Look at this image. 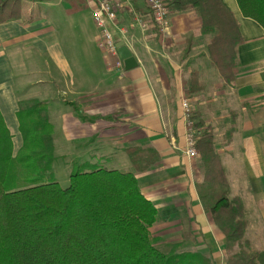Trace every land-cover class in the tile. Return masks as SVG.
Masks as SVG:
<instances>
[{
    "label": "crops",
    "instance_id": "crops-1",
    "mask_svg": "<svg viewBox=\"0 0 264 264\" xmlns=\"http://www.w3.org/2000/svg\"><path fill=\"white\" fill-rule=\"evenodd\" d=\"M72 1L37 3V20L31 23L26 22L29 12L0 23V112L13 136L14 153L24 144L20 104L37 101L47 111L56 149L61 143L77 145L86 150L74 155L85 157L76 159L78 164L92 169L99 159L109 170L136 175L160 216L150 232L157 227L167 243L179 244L185 235L178 236V229L196 228L202 242L214 230V220L198 194L204 183L200 152L195 159L186 155L182 103L187 100L194 109L197 143L200 132L210 129L232 195L244 203L246 194L253 199L249 213L255 219L248 229L253 221L264 228V29L243 16L236 0H223L243 38L237 50L239 73L228 87L230 94H223L205 86L195 47L186 54L187 40L195 44L202 34V20L194 12L173 14L168 35L161 36L137 23L136 17L148 10L145 0H133L114 28L117 44L124 42L132 58L123 60L122 69H111L112 60L99 47L94 0H78L85 8L71 12ZM135 147L153 148L159 161L137 172L125 152ZM252 239L246 237L250 244Z\"/></svg>",
    "mask_w": 264,
    "mask_h": 264
},
{
    "label": "trees",
    "instance_id": "trees-1",
    "mask_svg": "<svg viewBox=\"0 0 264 264\" xmlns=\"http://www.w3.org/2000/svg\"><path fill=\"white\" fill-rule=\"evenodd\" d=\"M47 0H0V23L36 19L37 3ZM245 18L264 29V0H236ZM83 2V1H82ZM84 3V2H83ZM172 14L194 12L201 32L211 35L208 51L216 68L234 81L237 50L243 38L235 15L223 0H165ZM87 6V4H86ZM72 1L73 11L84 9ZM192 39L187 41L186 54ZM24 144L14 153L13 136L0 112V264H213L202 254L164 253L150 229L160 216L142 193L136 175L94 166L70 175L67 188L53 176V133L44 106L21 103L18 112ZM198 127V126H197ZM203 160L201 203L226 237L227 264H264V252L247 250L242 240L247 221L238 199H230L225 169L215 153L210 129L200 132ZM137 172L159 161L153 148L125 150Z\"/></svg>",
    "mask_w": 264,
    "mask_h": 264
},
{
    "label": "rangeland",
    "instance_id": "rangeland-1",
    "mask_svg": "<svg viewBox=\"0 0 264 264\" xmlns=\"http://www.w3.org/2000/svg\"><path fill=\"white\" fill-rule=\"evenodd\" d=\"M93 13V11H92ZM171 12V16H172ZM189 40V39H188ZM187 40V41H188ZM212 41V36L211 35H202L200 36V40H198L195 44L192 41V45L190 46V49L192 50L193 47H195V54L198 55L200 58V66L203 68L204 73H201V76H203L205 82L207 85L206 87H209L210 91H215L218 87L219 90L223 91V94H230L229 91V86L231 85L230 83H233V81H228L227 75L225 73L221 72L216 68L214 63L212 62L210 58V53L208 51L209 44ZM191 52V51H190ZM205 88L204 85H202ZM223 89V90H222ZM22 94L21 90L18 89V95ZM37 101H34V103ZM51 125V124H50ZM51 130L52 133L54 132L53 127L51 125ZM54 135V134H53ZM54 137L53 136V145H54V153L57 152V157H58V164L53 165V176L55 179L58 181V183L61 185L62 188H67L69 186L70 182V175L73 173V171L79 173V172H84L88 170L89 168L86 166H83L85 163H79V161H76V159L80 160V158L84 159L85 157H79L76 158L74 155H78V153H82L84 155L85 149H79L77 145L69 148V144H64L61 143L63 146L60 147V149H56V146H58V143L54 142ZM77 147V148H76ZM91 152H94V150H89ZM17 155V154H15ZM80 155V154H79ZM55 160L56 156L54 154ZM87 157V156H86ZM99 159L94 160L96 162V165L98 167H106V165H101L99 162ZM93 162V161H92ZM88 164V163H87ZM107 169V167H106ZM124 172V171H123ZM204 175V171H203ZM225 177L227 180V187L229 188L230 194L229 197L230 199H238L240 201V204L242 206V212L244 214V218L247 221V229L245 233V237L242 240L245 244V248L249 251L251 250H257L260 252H264V228L263 226L258 223H255V221L251 222V229H248V222L255 219V215L252 212L249 213V210L254 209L255 204L253 202V199L251 198L250 195L246 194L245 198V203L238 197L232 195V190L229 185L228 177L225 172ZM236 192V189H235ZM199 189H198V194H199ZM247 193V192H246ZM232 196V197H231ZM243 202V203H242ZM213 220V219H212ZM257 225V227H256ZM186 228L185 230H179L178 232H181L180 235L178 236H183L185 235V240L182 241L179 244H172V243H167V237L165 238V235L163 231L161 232L158 230L157 227L152 229L151 232V238L153 244L156 246V248L160 249L164 253H169L172 251H188V252H195L202 254L208 258H210L213 262V264H227L228 259L230 258V253L227 252L226 250V237L225 235L220 231L218 225L214 222V230L209 231V233H205V236L203 235L204 240L200 242V230L196 228ZM175 231V230H174ZM208 232V231H207ZM221 234H220V233ZM255 233V236L254 234ZM174 234H177L176 232ZM218 234L219 237L214 238ZM220 234V235H219ZM252 234H253V239H252ZM201 235V236H202ZM208 235H213L210 237H207ZM167 236V235H166ZM197 239H196V238ZM246 237L251 240L253 244L249 243L248 240H246ZM161 240V241H160Z\"/></svg>",
    "mask_w": 264,
    "mask_h": 264
},
{
    "label": "built area",
    "instance_id": "built-area-1",
    "mask_svg": "<svg viewBox=\"0 0 264 264\" xmlns=\"http://www.w3.org/2000/svg\"><path fill=\"white\" fill-rule=\"evenodd\" d=\"M133 0H94L95 8L92 13L93 21L99 30V47L112 62L109 68L122 69L123 60L118 53L117 42L114 37V28L119 13L132 9ZM147 15L137 16V23L144 29L152 27L158 30L161 36L168 35L171 21V11L165 0H145ZM183 118L187 125V150L190 159L198 157L196 149V131L193 120L194 109L187 100L182 103Z\"/></svg>",
    "mask_w": 264,
    "mask_h": 264
},
{
    "label": "water",
    "instance_id": "water-1",
    "mask_svg": "<svg viewBox=\"0 0 264 264\" xmlns=\"http://www.w3.org/2000/svg\"><path fill=\"white\" fill-rule=\"evenodd\" d=\"M118 53L122 60H129L132 58V52L128 49V47L124 44V42H120L117 44Z\"/></svg>",
    "mask_w": 264,
    "mask_h": 264
}]
</instances>
